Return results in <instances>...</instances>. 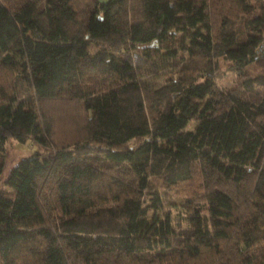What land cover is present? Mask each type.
Wrapping results in <instances>:
<instances>
[{
	"label": "trees",
	"instance_id": "1",
	"mask_svg": "<svg viewBox=\"0 0 264 264\" xmlns=\"http://www.w3.org/2000/svg\"><path fill=\"white\" fill-rule=\"evenodd\" d=\"M8 138L42 149L0 190V264H264V0H0Z\"/></svg>",
	"mask_w": 264,
	"mask_h": 264
},
{
	"label": "rangeland",
	"instance_id": "2",
	"mask_svg": "<svg viewBox=\"0 0 264 264\" xmlns=\"http://www.w3.org/2000/svg\"><path fill=\"white\" fill-rule=\"evenodd\" d=\"M104 2L106 0H100ZM153 84H159L161 78H151ZM240 78L236 71L232 69L230 62L224 59L219 61V70L216 73L215 82L219 87L232 88L238 86ZM49 106L48 108H46ZM45 115L52 123L55 137L59 140L66 139L70 134L75 132V122H82L83 116L81 110L77 105L59 104H45ZM74 114V116H72ZM78 117V118H77ZM69 134V135H68ZM36 149H42L36 146L31 140L19 142L14 138H8L3 148L0 150V190H7L5 178L9 170L23 157L35 152ZM156 191L161 195L164 204L163 210H168L174 221L181 217L182 205L186 198V191L184 189H170L166 188L161 181L156 180ZM182 220V218H180ZM182 225H186L184 220L181 221Z\"/></svg>",
	"mask_w": 264,
	"mask_h": 264
}]
</instances>
